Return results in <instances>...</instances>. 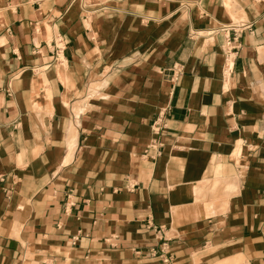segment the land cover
<instances>
[{
    "label": "crops",
    "instance_id": "1",
    "mask_svg": "<svg viewBox=\"0 0 264 264\" xmlns=\"http://www.w3.org/2000/svg\"><path fill=\"white\" fill-rule=\"evenodd\" d=\"M0 264H264V0H0Z\"/></svg>",
    "mask_w": 264,
    "mask_h": 264
},
{
    "label": "built area",
    "instance_id": "2",
    "mask_svg": "<svg viewBox=\"0 0 264 264\" xmlns=\"http://www.w3.org/2000/svg\"><path fill=\"white\" fill-rule=\"evenodd\" d=\"M152 128L155 133H158L160 130V126L158 123H156V121L153 123Z\"/></svg>",
    "mask_w": 264,
    "mask_h": 264
}]
</instances>
